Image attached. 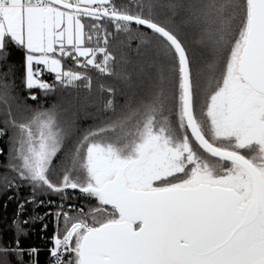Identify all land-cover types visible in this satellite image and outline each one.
<instances>
[{
    "label": "snow or ice",
    "instance_id": "6c2138e0",
    "mask_svg": "<svg viewBox=\"0 0 264 264\" xmlns=\"http://www.w3.org/2000/svg\"><path fill=\"white\" fill-rule=\"evenodd\" d=\"M158 8L199 26L213 55L207 69L194 67ZM116 41L127 51L137 42L158 91L118 107L116 89L100 84L110 98L82 130L55 109L17 104V118L5 83L13 48L23 50L24 87L36 101L34 89L91 90L89 70L117 75ZM0 105V194L30 189L0 264L38 254L21 237L44 216L20 219L25 205L45 204L38 195L61 200L45 213L64 225L49 250L55 264H264V0H0ZM70 191L87 211L64 210Z\"/></svg>",
    "mask_w": 264,
    "mask_h": 264
},
{
    "label": "trees",
    "instance_id": "16d2710c",
    "mask_svg": "<svg viewBox=\"0 0 264 264\" xmlns=\"http://www.w3.org/2000/svg\"><path fill=\"white\" fill-rule=\"evenodd\" d=\"M187 2V0H186ZM157 19L159 22L166 25H171L177 29L178 35L184 41L189 50V55L192 57L194 67L205 70L213 60L211 49L201 41V32L199 26L192 22L186 14H171L167 8H158L156 10ZM136 43L133 42L132 50L127 51L122 48L118 41L113 42L112 51L117 57L115 71L117 75L110 78L97 79L98 74L94 70H89V74L93 76V88L91 90L79 88L68 90H56L48 95H44L38 89L33 92L38 99L33 101L28 98L29 92L24 87V53L23 50L13 48L11 55L7 61V65L14 69V78L10 77L5 83H9L13 88V95L17 97V101L12 105V111L21 117V111L17 109V104H27L30 108L55 109L60 112L61 117L67 120L73 126V129H86L95 122L96 115L104 110V104L109 99L107 92L100 91V84L111 85L116 89V104L119 107L128 99L135 105L141 97L147 96L154 91H158L161 86V81L157 73L151 69H145V65L149 61L145 57H138L135 51ZM67 64L77 71L82 69L75 68L72 61H67ZM151 75H148V72ZM127 77V79H122ZM44 79L49 83L54 82V77L45 74ZM168 87L166 83L163 85ZM110 114V113H109ZM3 118V106L0 105V119ZM7 137L0 140V146L4 147L5 153L8 148L6 144ZM76 143L73 137L68 145L71 147ZM67 151V149H65ZM63 159V153L61 154ZM4 157H0L3 161ZM59 163V161H57ZM3 169H0L2 172ZM8 196H14L12 200ZM30 196V189L22 187L17 192L15 189L6 193L0 194V243L11 244L14 237L15 228L12 224L16 218L17 205L19 201L26 200ZM37 200H44L45 204L40 207H35L32 204L25 205V211L21 220L29 219L30 217L44 216L43 220L36 219L25 226L26 235L21 237V247L25 249L37 248V255L29 256L27 252L22 257V264H50L51 257L49 250L53 247V236L58 231L63 233V220L58 222L52 214L55 213L61 200L56 195H38ZM51 200L53 203L49 204ZM83 206L87 211L89 202L85 200L78 192L73 194L71 191L64 199V210H68V205ZM44 225H47L45 228ZM14 264H19L16 257H11Z\"/></svg>",
    "mask_w": 264,
    "mask_h": 264
},
{
    "label": "built area",
    "instance_id": "2783aa9c",
    "mask_svg": "<svg viewBox=\"0 0 264 264\" xmlns=\"http://www.w3.org/2000/svg\"><path fill=\"white\" fill-rule=\"evenodd\" d=\"M77 207H79V206H77ZM50 264H55V262L52 260V258H51Z\"/></svg>",
    "mask_w": 264,
    "mask_h": 264
},
{
    "label": "rangeland",
    "instance_id": "374dc122",
    "mask_svg": "<svg viewBox=\"0 0 264 264\" xmlns=\"http://www.w3.org/2000/svg\"><path fill=\"white\" fill-rule=\"evenodd\" d=\"M1 147V146H0Z\"/></svg>",
    "mask_w": 264,
    "mask_h": 264
}]
</instances>
